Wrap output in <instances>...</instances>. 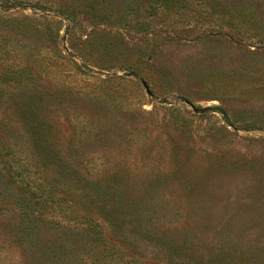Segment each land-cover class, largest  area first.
<instances>
[{
  "label": "rangeland",
  "instance_id": "374dc122",
  "mask_svg": "<svg viewBox=\"0 0 264 264\" xmlns=\"http://www.w3.org/2000/svg\"><path fill=\"white\" fill-rule=\"evenodd\" d=\"M10 2L0 264H264V0Z\"/></svg>",
  "mask_w": 264,
  "mask_h": 264
},
{
  "label": "trees",
  "instance_id": "16d2710c",
  "mask_svg": "<svg viewBox=\"0 0 264 264\" xmlns=\"http://www.w3.org/2000/svg\"><path fill=\"white\" fill-rule=\"evenodd\" d=\"M10 1L11 0H0V3H1V5L2 4L7 5L9 8L14 7V5ZM7 171H8L7 172L8 175L10 176V178L12 180H14V178L16 180L20 181V182H24L26 180V177L23 176L21 174V172H19V174L21 176L19 174H17V176H16V174L14 172H12V170H7ZM35 188H36V190H34V191H32L30 189L23 188V190H21V195H20V199H19L20 200V203H21L22 206L27 207V210H28V207H30L33 203H35L36 205H39L40 206V209H43L44 210L46 207H48V203L50 201L48 198L44 197V195L47 196V197L48 196L51 197V194H50V192H46L44 194V191L47 190V187H45L43 185H39V186L37 185V187H35ZM38 191L41 192V193H39ZM59 201H60L59 206H61V204H63V205H66L67 206V208H68L69 211L73 210V209H71V207H70L69 204L67 205V203H65V202H67L66 199H62V201L61 200H59ZM91 201L94 202L92 205L97 204L95 202V200L93 201V199H91ZM50 204H52V203L50 202ZM51 209H53V208H51ZM92 209H94V208H92ZM73 214L75 216H74L73 220H71V221L72 222H75L76 223V226L73 225V224H71V223H69L71 226L78 227V225H85V224H79V219L82 218L81 216H79V215H81L79 212H76V211L73 210ZM39 215H40V217H38L39 219L44 218L43 216H41L42 213H40ZM61 219L62 218H59V219L56 218V220L59 223H62V222H60V221H62ZM42 220H45V219H42ZM81 220L84 221L83 218ZM53 222H54L55 226H59V224H57L54 219H53V221H51V223L53 224ZM95 229L96 228H93L91 231L90 230H87V231H84V232L79 233V234H81V235L88 234L87 237H89V236L91 237V236H93V234H95L96 235V238H98L97 237L98 236V233L101 234V232L93 233L95 231ZM117 251H119V250H117ZM120 254L122 255V252Z\"/></svg>",
  "mask_w": 264,
  "mask_h": 264
},
{
  "label": "water",
  "instance_id": "95a60500",
  "mask_svg": "<svg viewBox=\"0 0 264 264\" xmlns=\"http://www.w3.org/2000/svg\"><path fill=\"white\" fill-rule=\"evenodd\" d=\"M143 85H144V87H145V89H146V91H147V94H151V92H150V90H149V88H148L147 84H146V83H144Z\"/></svg>",
  "mask_w": 264,
  "mask_h": 264
}]
</instances>
